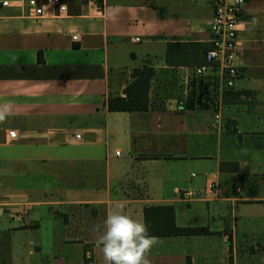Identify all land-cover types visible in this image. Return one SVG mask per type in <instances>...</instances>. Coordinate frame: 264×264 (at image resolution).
I'll return each mask as SVG.
<instances>
[{
    "label": "crops",
    "instance_id": "0c3cea01",
    "mask_svg": "<svg viewBox=\"0 0 264 264\" xmlns=\"http://www.w3.org/2000/svg\"><path fill=\"white\" fill-rule=\"evenodd\" d=\"M62 2L0 7V264H104L93 229L118 201L157 238L152 264H264V0L242 6L218 120L192 80L210 0ZM144 67L147 109L109 111ZM163 207L200 232L160 236Z\"/></svg>",
    "mask_w": 264,
    "mask_h": 264
},
{
    "label": "built area",
    "instance_id": "2783aa9c",
    "mask_svg": "<svg viewBox=\"0 0 264 264\" xmlns=\"http://www.w3.org/2000/svg\"><path fill=\"white\" fill-rule=\"evenodd\" d=\"M245 1L210 0L212 17L209 23L208 46L203 52V62L193 67L195 99L198 101L206 97L210 98L209 106L217 111L215 120L219 119L217 100L219 93L224 89L232 88L237 78L236 52L240 45L238 17ZM0 7L19 10L20 16L28 19L67 14V6L62 0H0ZM72 38L76 39V37ZM9 137L14 139L16 134L10 132ZM79 138V135H75V139ZM210 189L212 191L211 187ZM199 195L200 193H185L186 198ZM20 215L13 213L12 217L16 218Z\"/></svg>",
    "mask_w": 264,
    "mask_h": 264
},
{
    "label": "clouds",
    "instance_id": "9594fccd",
    "mask_svg": "<svg viewBox=\"0 0 264 264\" xmlns=\"http://www.w3.org/2000/svg\"><path fill=\"white\" fill-rule=\"evenodd\" d=\"M9 111V105H0V120ZM126 201H118L119 211H110L103 222V231L93 229L96 246L101 249L104 264H152L150 253L158 243L148 234V226L141 220L124 214Z\"/></svg>",
    "mask_w": 264,
    "mask_h": 264
},
{
    "label": "trees",
    "instance_id": "16d2710c",
    "mask_svg": "<svg viewBox=\"0 0 264 264\" xmlns=\"http://www.w3.org/2000/svg\"><path fill=\"white\" fill-rule=\"evenodd\" d=\"M204 47V51H205ZM39 61L41 58L39 57ZM153 75V69L144 67L142 69H134L132 76L134 80L124 89V98L114 97L107 99V109L109 111H143L147 109L148 89L150 79ZM169 213L170 229L163 231L160 236L171 235H191L197 231L191 228H177L173 222V212L171 207L161 208ZM189 264V263H187Z\"/></svg>",
    "mask_w": 264,
    "mask_h": 264
}]
</instances>
